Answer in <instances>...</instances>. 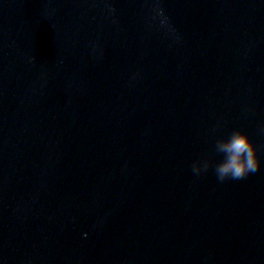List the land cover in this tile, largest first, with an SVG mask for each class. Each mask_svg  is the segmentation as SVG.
<instances>
[{
    "label": "water",
    "instance_id": "95a60500",
    "mask_svg": "<svg viewBox=\"0 0 264 264\" xmlns=\"http://www.w3.org/2000/svg\"><path fill=\"white\" fill-rule=\"evenodd\" d=\"M0 264H264V0H0Z\"/></svg>",
    "mask_w": 264,
    "mask_h": 264
},
{
    "label": "clouds",
    "instance_id": "9594fccd",
    "mask_svg": "<svg viewBox=\"0 0 264 264\" xmlns=\"http://www.w3.org/2000/svg\"><path fill=\"white\" fill-rule=\"evenodd\" d=\"M214 150L221 159L214 165L206 158L195 161L191 166L195 176L199 177L212 168L219 182L236 181L256 173L261 168L262 162L256 146L250 137L240 130H234L227 137L218 139Z\"/></svg>",
    "mask_w": 264,
    "mask_h": 264
}]
</instances>
